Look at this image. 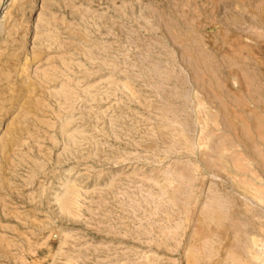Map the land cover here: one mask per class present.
<instances>
[{"label":"rangeland","instance_id":"374dc122","mask_svg":"<svg viewBox=\"0 0 264 264\" xmlns=\"http://www.w3.org/2000/svg\"><path fill=\"white\" fill-rule=\"evenodd\" d=\"M0 264H264V0H0Z\"/></svg>","mask_w":264,"mask_h":264}]
</instances>
